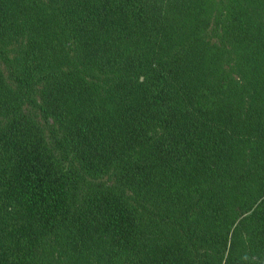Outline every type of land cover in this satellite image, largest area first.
I'll list each match as a JSON object with an SVG mask.
<instances>
[{
  "label": "trees",
  "instance_id": "16d2710c",
  "mask_svg": "<svg viewBox=\"0 0 264 264\" xmlns=\"http://www.w3.org/2000/svg\"><path fill=\"white\" fill-rule=\"evenodd\" d=\"M0 264H264V0H0Z\"/></svg>",
  "mask_w": 264,
  "mask_h": 264
}]
</instances>
